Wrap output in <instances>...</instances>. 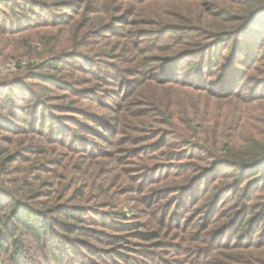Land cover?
I'll use <instances>...</instances> for the list:
<instances>
[{"label": "trees", "instance_id": "trees-1", "mask_svg": "<svg viewBox=\"0 0 264 264\" xmlns=\"http://www.w3.org/2000/svg\"><path fill=\"white\" fill-rule=\"evenodd\" d=\"M0 4V57L33 73L0 79V264H264V0H104L90 17L77 0ZM102 20L122 24L119 61L81 79L69 61ZM102 82L125 94L114 118L82 104ZM51 84L68 104H49ZM111 122L131 145L121 165L183 171L153 174L130 206L134 190L89 187L86 168L93 182L114 168L65 152Z\"/></svg>", "mask_w": 264, "mask_h": 264}, {"label": "rangeland", "instance_id": "rangeland-1", "mask_svg": "<svg viewBox=\"0 0 264 264\" xmlns=\"http://www.w3.org/2000/svg\"><path fill=\"white\" fill-rule=\"evenodd\" d=\"M77 4L79 7H85L86 6V13L85 15L87 17L92 16L91 13H89V10L92 9H98V10H105L103 8L104 6V0H77ZM11 9V4L9 5H1L0 4V17L2 13L5 10ZM81 18V17H80ZM22 23H19V25ZM119 25L122 24H113L110 26H107V22L102 20L98 27L96 28V33H93L94 35L90 34L89 32L91 30H86L85 34H88L86 37V41L88 42L87 46H80L77 48L78 51L82 52L83 56L82 57H72L71 61H69V64L76 65L79 68H82L81 71L78 70L77 74L78 76L83 79L86 78L88 79L89 77V72L93 71L96 65L101 66L102 68L108 69L107 68V61L112 62L114 64H117L119 61V55L121 53V48H122V43L124 40V37L119 34H124L123 31L121 30L122 27H119ZM122 32V33H119ZM143 35H141L142 38ZM133 38H140L138 34H135ZM147 38V37H144ZM33 47H36L33 45ZM111 47L114 49V56H116L115 59L113 58H107L103 54L106 50H109ZM46 50H49L47 48ZM61 50V48H60ZM39 52L43 53V49H39L37 52L34 50L32 51L33 55L31 57V60H34L35 58L39 57ZM47 53V51H45ZM35 57V58H34ZM84 58H86L84 60ZM88 58V59H87ZM89 58H93L92 60L95 62H91ZM14 59V58H13ZM41 60V59H40ZM110 60V61H109ZM26 63H29L28 60H25ZM128 63L123 64V67H129ZM68 66L64 67V70H68ZM34 71H38V69H35ZM21 70L18 69L15 66V60H11L10 58L5 59V57H0V79L3 77L9 78V77H14V76H23L24 82H32L33 78H30L33 76V73H29L30 70L24 72L22 75ZM159 72H157L158 74ZM154 74V71H151L149 69L147 71V75L151 76ZM156 74V73H155ZM127 78H131L127 77ZM88 82V80H87ZM97 84L96 79L90 81L89 83H86L84 86L88 85H93ZM78 88H82L81 85H77ZM83 86V87H84ZM100 88L101 91H99L97 97H93L95 99H88L83 100L82 104H85L86 107L89 106V110L94 111L95 113L104 115L106 117L114 118L118 116L119 114H116L117 108L120 107V105H116V103H119L122 97H125V94L121 97L120 95L117 97L116 95H113L109 93L108 91H103L107 90V87L113 88L114 85H108L107 82H102L100 83ZM44 88V87H43ZM47 89V93L50 96L49 97V104H52L55 108L60 105L68 104V99L69 93L63 91L61 85H59V88L54 85H47L45 87ZM44 88V89H45ZM115 88V87H114ZM43 89V90H44ZM151 89V88H150ZM114 90V89H113ZM7 91V90H6ZM45 91V90H44ZM109 94V95H108ZM65 96H68L67 98ZM75 102H77L76 98H72ZM131 100V105L133 103H136L137 98L133 97L130 99ZM93 108V110L91 109ZM113 108V109H109ZM114 110V111H113ZM54 114L56 115H62V114H67V116H73L74 118H79L78 115H75V113H58L53 110ZM73 123L69 122V126H75V128L78 129V126L72 125ZM88 125L87 123H84V126L79 129V135L83 137V140H80L79 143H82L81 145H76V143H73L72 150L68 149L65 152L66 156H71L72 159H69L71 162V165L75 167V169H78L82 166V160L84 156H91L93 162H101L97 163V172H99L102 168V170H109L113 169V171L109 174V178L105 181L101 180L98 176H95L94 182L92 181L93 178H89V172L90 169L86 168L85 172L83 175H81L82 179H86V184L89 186L94 185L95 187H101V188H110V189H116L119 192L126 191V190H134V191H128L126 193L125 198L126 201L121 204L122 205H133L134 201L133 198H135V192L136 190H139L141 187L145 186L146 182L149 181V177H152L153 174H159L161 172H176V175H179L183 170L182 168L176 169V167H172L168 163H163L160 161L158 158L151 160V164H146V165H141V164H122V160L125 158V160H132V155L130 153V150L128 149L129 146L131 147L130 144L125 140L126 135L122 133L123 127L120 125H113L111 122V127L109 130V133L104 135V139L100 140V138L89 135L88 130L86 129V126ZM85 140V141H84ZM87 147L86 149H80ZM71 150V151H70ZM74 150V151H73ZM83 152L84 154L80 153ZM118 158L117 163L119 166H123L121 169H117L115 163L109 158ZM68 160V159H67ZM160 163H163L160 165ZM118 166V165H117ZM172 168V169H171ZM171 170V171H170ZM101 184V185H99ZM85 185V186H87ZM89 186V187H90ZM101 199V198H100ZM120 207V206H119ZM120 207V208H121ZM128 210L127 208H124ZM6 264V263H5Z\"/></svg>", "mask_w": 264, "mask_h": 264}]
</instances>
